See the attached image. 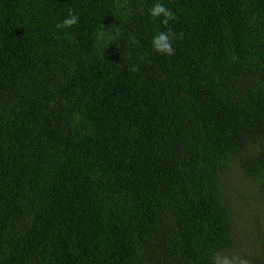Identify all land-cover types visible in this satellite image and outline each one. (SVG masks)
<instances>
[{
  "label": "trees",
  "instance_id": "trees-1",
  "mask_svg": "<svg viewBox=\"0 0 264 264\" xmlns=\"http://www.w3.org/2000/svg\"><path fill=\"white\" fill-rule=\"evenodd\" d=\"M261 192L264 0H0V264H257Z\"/></svg>",
  "mask_w": 264,
  "mask_h": 264
},
{
  "label": "clouds",
  "instance_id": "clouds-1",
  "mask_svg": "<svg viewBox=\"0 0 264 264\" xmlns=\"http://www.w3.org/2000/svg\"><path fill=\"white\" fill-rule=\"evenodd\" d=\"M126 3L127 0H123V2H121V0H116V8L119 9L121 7H124ZM149 11L150 16L154 19L162 17L161 23L165 26V30L158 31L152 36V49L160 55H174L175 50L173 48V41L177 38H182V35L181 37H177V34L173 32L170 27H168L169 21L174 18L173 12L167 7H165L163 3L160 2L154 3ZM123 15L124 14L121 13V16ZM78 22V15L74 11L69 10L67 17H65L63 21L57 25V28L68 29L73 27L74 25H77ZM97 39V47L103 49L111 44V42L114 40V37L109 34V32L104 26H102L97 32ZM212 264H232V259L228 257H221L219 254H216L213 257Z\"/></svg>",
  "mask_w": 264,
  "mask_h": 264
},
{
  "label": "rangeland",
  "instance_id": "rangeland-1",
  "mask_svg": "<svg viewBox=\"0 0 264 264\" xmlns=\"http://www.w3.org/2000/svg\"><path fill=\"white\" fill-rule=\"evenodd\" d=\"M232 177L230 179L231 183L242 184L241 187L247 185V188L252 186V183H249L237 169L232 170ZM230 184V183H229ZM241 187H238L240 190ZM234 204V203H232ZM258 204L254 207L245 206V207H234L232 213L236 214L237 224L239 230L242 231L241 241L238 244L239 249L242 248L243 243L246 242L247 239L252 237H259L264 239V194L261 192ZM246 248L249 246L246 244ZM253 257L258 259L257 264H264V255L255 254Z\"/></svg>",
  "mask_w": 264,
  "mask_h": 264
}]
</instances>
